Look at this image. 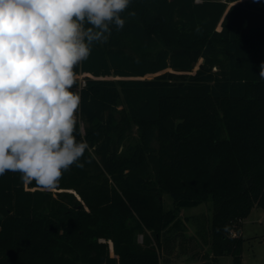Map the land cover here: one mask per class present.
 <instances>
[{
  "label": "trees",
  "instance_id": "trees-1",
  "mask_svg": "<svg viewBox=\"0 0 264 264\" xmlns=\"http://www.w3.org/2000/svg\"><path fill=\"white\" fill-rule=\"evenodd\" d=\"M121 18L75 68L84 167L52 191L0 176V264H160L180 210L210 200L200 236L242 264L264 209V0H131Z\"/></svg>",
  "mask_w": 264,
  "mask_h": 264
},
{
  "label": "clouds",
  "instance_id": "clouds-1",
  "mask_svg": "<svg viewBox=\"0 0 264 264\" xmlns=\"http://www.w3.org/2000/svg\"><path fill=\"white\" fill-rule=\"evenodd\" d=\"M130 3L0 0V176L19 172L25 185L52 191L73 164L84 167L75 68L93 42L107 43L110 24L123 28Z\"/></svg>",
  "mask_w": 264,
  "mask_h": 264
},
{
  "label": "rangeland",
  "instance_id": "rangeland-1",
  "mask_svg": "<svg viewBox=\"0 0 264 264\" xmlns=\"http://www.w3.org/2000/svg\"><path fill=\"white\" fill-rule=\"evenodd\" d=\"M163 205L166 209L174 207L170 194L163 195ZM213 209V202L210 200L180 210L181 229L172 230L176 238L171 245L170 255L163 254L160 264H234V258L230 254L214 258L211 245L204 244L205 240L200 236V233L204 234L208 231ZM201 225L203 229L200 230ZM242 235L245 238L241 254L242 264H264L263 208L254 207L244 218ZM141 240L142 236H140Z\"/></svg>",
  "mask_w": 264,
  "mask_h": 264
},
{
  "label": "built area",
  "instance_id": "built-area-1",
  "mask_svg": "<svg viewBox=\"0 0 264 264\" xmlns=\"http://www.w3.org/2000/svg\"><path fill=\"white\" fill-rule=\"evenodd\" d=\"M85 85V81L82 80V86Z\"/></svg>",
  "mask_w": 264,
  "mask_h": 264
}]
</instances>
